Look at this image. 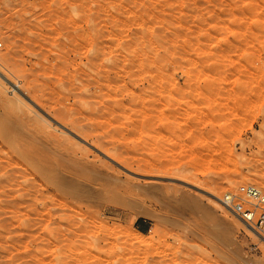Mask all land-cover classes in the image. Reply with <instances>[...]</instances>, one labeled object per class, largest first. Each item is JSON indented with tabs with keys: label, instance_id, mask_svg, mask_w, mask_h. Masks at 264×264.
Instances as JSON below:
<instances>
[{
	"label": "rangeland",
	"instance_id": "rangeland-1",
	"mask_svg": "<svg viewBox=\"0 0 264 264\" xmlns=\"http://www.w3.org/2000/svg\"><path fill=\"white\" fill-rule=\"evenodd\" d=\"M0 40V264H264L218 201L264 186V0H0ZM69 152L122 190L64 176ZM62 179L90 189L70 223L43 203Z\"/></svg>",
	"mask_w": 264,
	"mask_h": 264
},
{
	"label": "bare ground",
	"instance_id": "bare-ground-1",
	"mask_svg": "<svg viewBox=\"0 0 264 264\" xmlns=\"http://www.w3.org/2000/svg\"><path fill=\"white\" fill-rule=\"evenodd\" d=\"M154 38V37H153ZM157 38V37H156ZM159 40V39H158ZM156 42H157V40H156ZM155 42V43H156ZM173 42V41H172ZM2 46V45H1ZM165 46V45H164ZM124 55V54H123ZM138 56V55H137ZM136 57V56H135ZM146 57V56H145ZM128 58V57H127ZM152 58V57H151ZM8 58H7V55H2L1 57H0V65H2L3 63H5V61L7 60ZM140 59V58H139ZM132 60V59H131ZM140 61V60H139ZM141 62V61H140ZM139 62V63H140ZM135 65V64H134ZM116 66V65H115ZM112 71V70H111ZM130 74V73H129ZM107 78V77H106ZM108 79V78H107ZM59 80V79H58ZM62 82V81H61ZM72 95H79V94H77V93H73ZM173 101V100H172ZM172 101H170V103L172 102ZM175 101V100H174ZM175 103H177V102H172V105H174ZM73 105H74V102H73ZM169 105V104H168ZM72 106V105H71ZM118 106V105H117ZM73 107V106H72ZM71 107V108H72ZM66 108V107H65ZM74 109L72 110V111H74V113H75V110L77 109V108H75V106L73 107ZM68 108H66V109H62V108H55L54 109V111H53V114H55L58 118H61L62 120H65V119H68V120H70V124L74 127V128H76V129H79L78 131H82L81 129H83L84 131H82V133L84 134V136L85 137H96V138H100V135L99 134H96V132L92 129V128H90V127H88V126H85V125H81V124H78L77 122H76V120L75 119H73L74 118V116L71 114V113H73L72 111L71 112H69L70 110H67ZM119 109V108H118ZM76 114V113H75ZM71 116L73 117V118H71ZM19 122H25V119H21V118H19ZM96 126V125H95ZM98 129V128H97ZM102 129V128H101ZM96 130V129H95ZM101 133V132H100ZM8 134V133H7ZM6 134V135H7ZM109 135V134H108ZM128 135V134H127ZM126 135V136H127ZM123 136V135H122ZM113 137V136H112ZM120 137V136H119ZM128 137V136H127ZM117 138V137H116ZM125 138V137H124ZM114 139V138H113ZM99 144V143H98ZM101 146H103V148H104V150L107 152V153H109L111 156H114V157H116V158H119L120 157V159L121 158H123V161L125 162V163H128V164H126V165H129L130 164V166L132 165H137L136 167H138V168H140V167H143L144 168V166H143V164H141V162H139V161H137V159L136 160H129V157L127 158L126 157V154L128 153V151L126 150V148L125 147H123L122 145H121V143L119 144V143H117V141L114 143V142H111V143H108V142H106V143H101L100 144ZM130 149V148H129ZM84 150V149H83ZM86 151V150H85ZM131 152V151H130ZM129 154V153H128ZM82 155V153H80V155L78 154V153H74V152H69L68 153V155H67V157L64 159L65 161H67L66 162V165H65V168L63 167L64 165V163L62 164L63 166V168H64V176H68V175H77L78 177H80V176H83L82 178L80 177V179L81 180H84V183L82 182V184H86V185H89V184H87V182L89 183V182H91V183H96V184H98V186H99V188H100V186H101V189L100 190H102V189H105V186H107V184H111V182H113V181H116V180H118L119 178H116L115 176H113L112 175V172L110 171V169H109V166H108V164H107V166L108 167H106V168H102L101 167V163H99V164H91V163H89L88 161L86 162H84L83 161V159H85L84 158V156L82 157L81 156ZM83 155H85V153L83 154ZM110 156V157H111ZM132 157V156H131ZM39 158V157H38ZM113 158V157H112ZM114 159V158H113ZM63 160V161H64ZM62 161V160H61ZM62 161V162H63ZM64 161V162H65ZM62 162H60L59 164H57V165H54V168H60L61 167V163ZM121 162H122V160H121ZM147 165V164H146ZM41 169H43V168H41ZM86 170V171H85ZM44 171V170H43ZM62 171V170H61ZM85 171V172H84ZM40 172H42V171H40ZM63 172H57V175H55L54 177H60L61 175H63L62 174ZM65 173H68V174H65ZM85 173L87 174V175H85ZM41 174H43V172L41 173ZM44 175V174H43ZM46 176V178L47 179H54V177L53 176H50L49 174H46L45 175ZM67 178V177H66ZM70 179H72L73 181H76V183H78V182H80L81 180H79V179H76L75 177L73 178H71V177H69V180ZM66 180V179H65ZM61 182V183H60ZM60 184H59V186L57 187V185H56V189L59 191V192H63V194H64V196L65 197H63V198H61V197H57L58 199H56V202H55V200H54V205H52L53 203H49L48 204V202L49 201H47V203L44 201L43 203H45L44 204V207L47 209V211H45V212H47V216L49 217V215L50 214H53L56 210H59V211H61L62 213H61V215H60V219L62 220V219H66L65 220V222H69L70 223V214L68 213V211L69 210H71L73 207H71V206H75V205H77L76 204V202L77 201H82L83 203L85 202H88V191H87V189H88V187L89 186H87V188L86 189H84L83 188V190H73V188H68V187H66L65 185H63V183H64V181H63V179L62 180H60ZM119 182L120 181H118V184H119ZM116 183L117 182H113V188H114V184H115V188H114V190L116 191V190H119V189H121V187L119 188L118 186H120V185H118V186H116ZM95 184V185H96ZM98 186H96V187H98ZM91 187H92V185H91ZM90 187V188H91ZM95 187V188H96ZM93 188V187H92ZM94 188V189H95ZM112 188V189H113ZM123 188V187H122ZM126 188H128V186L126 187ZM126 188L124 187L123 189H124V193H125V190H126ZM97 189V188H96ZM95 189V191H97ZM88 190H90V189H88ZM93 190V189H92ZM105 190H109V189H105ZM122 190V189H121ZM99 191V190H98ZM110 191H112V190H110ZM115 191H113V192H115ZM130 191V190H129ZM128 191V192H129ZM103 192V191H102ZM101 192V193H102ZM105 192V191H104ZM93 193H94V191H93ZM117 193V192H116ZM121 193H123V192H121ZM91 194V192H89V195ZM96 194V193H95ZM46 196V195H45ZM94 196V195H93ZM92 196V197H93ZM91 197V196H90ZM214 197H215V195H214ZM42 198V197H41ZM44 198V197H43ZM47 198V197H46ZM217 198V197H216ZM90 199V198H89ZM92 199V198H91ZM92 200H94V199H92ZM89 201H91V200H89ZM56 203V204H55ZM85 203H84V205H85ZM86 205H89L88 203L86 204ZM91 205V204H90ZM79 207H81V206H79ZM68 208V209H67ZM71 208V209H70ZM41 209H43V208H41ZM46 209H44V210H46ZM73 210V209H72ZM54 211V212H53ZM79 211V210H78ZM44 212V211H43ZM52 212V213H51ZM70 212V211H69ZM56 213V212H55ZM71 213V212H70ZM79 213H80V211H79ZM42 214H44V213H42ZM73 214V213H72ZM75 214V213H74ZM83 214V213H82ZM41 215V214H40ZM44 215H46V213L44 214ZM73 216H75V215H73ZM79 216H80V214H79ZM90 216V215H89ZM38 217V216H37ZM54 217V216H53ZM69 217V219H67ZM71 217H72V215H71ZM33 218V217H32ZM75 218V217H74ZM74 218H72V219H74ZM81 217H79V219H80ZM88 217H86V219H87ZM36 219V218H35ZM43 219V218H42ZM83 219V218H82ZM31 220V219H30ZM38 220V219H37ZM44 220V219H43ZM42 220V221H43ZM46 220V219H45ZM32 221V220H31ZM38 221H41V218H40V220H38ZM48 221V220H47ZM49 221H50V219H49ZM82 221V220H81ZM84 221V220H83ZM87 221V220H86ZM242 221V220H241ZM33 222V221H32ZM45 222V221H44ZM58 223H60V220H58L57 221ZM63 222V221H62ZM76 222V221H75ZM88 222V221H87ZM243 222V221H242ZM26 223V222H25ZM35 223H36V221H35ZM35 223H34V225H35ZM57 223V224H58ZM71 223H73V221L71 222ZM84 223V222H83ZM244 223V222H243ZM64 224V223H63ZM77 224V223H76ZM85 224V223H84ZM244 224H246V223H244ZM59 225V224H58ZM58 225H57V227H58ZM70 225V224H69ZM72 225H74V224H72ZM81 225V224H80ZM80 225H79V228H81V227H83L82 225H81V227H80ZM85 225H87V224H85ZM27 226H29V225H27ZM55 227H56V225H55ZM77 227H78V225H77ZM77 227L75 228V229H77ZM246 227L248 228V230L251 232V233H253L254 235H256L257 236V233L250 227V226H248L247 224H246ZM63 228H64V226H63ZM67 228H68V225H67ZM57 229H58V231H57ZM56 229V234L57 233H60V231L61 230H59L60 228H57ZM62 229V228H61ZM72 229V228H71ZM63 229L62 231H64V230H66V233H67V231L68 230H70V231H72V232H69L70 234H72L73 233V230L74 229ZM53 230V229H52ZM79 230V229H78ZM82 230H84V229H82ZM77 231V230H76ZM79 231H81V230H79ZM78 231V232H79ZM51 232H53V231H51ZM65 232V231H64ZM83 232V231H82ZM85 232V231H84ZM54 233V232H53ZM53 233H51V235H53ZM66 233H65V235H66ZM68 233V234H69ZM50 235V236H51ZM61 235H62V233H61ZM64 235V234H63ZM63 235H62V237H63ZM72 235H74V234H72ZM56 236V235H55ZM58 236V235H57ZM96 236V235H95ZM60 237V236H59ZM65 237V236H64ZM69 237V236H68ZM68 237H66V239L68 238ZM71 237H73V236H71ZM76 237V236H75ZM53 238V237H52ZM55 238V237H54ZM61 238V237H60ZM70 238V237H69ZM99 238V237H98ZM65 239V238H64ZM58 240H59V238H58ZM62 240V239H61ZM71 240V239H70ZM51 242V241H50ZM262 242V241H261ZM94 246V245H93ZM79 252H81V251H79ZM83 253V252H82ZM85 253V252H84ZM81 254V253H80ZM92 254V253H91ZM93 256V255H92ZM89 259V258H88ZM78 260H80V259H78ZM75 261H77V260H75Z\"/></svg>",
	"mask_w": 264,
	"mask_h": 264
},
{
	"label": "built area",
	"instance_id": "built-area-1",
	"mask_svg": "<svg viewBox=\"0 0 264 264\" xmlns=\"http://www.w3.org/2000/svg\"><path fill=\"white\" fill-rule=\"evenodd\" d=\"M2 42L0 40V48ZM219 204L250 226L264 241V186L240 184L224 190Z\"/></svg>",
	"mask_w": 264,
	"mask_h": 264
}]
</instances>
